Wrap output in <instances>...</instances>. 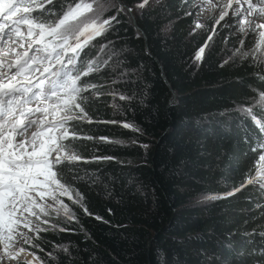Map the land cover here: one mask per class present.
<instances>
[{
  "label": "trees",
  "instance_id": "obj_1",
  "mask_svg": "<svg viewBox=\"0 0 264 264\" xmlns=\"http://www.w3.org/2000/svg\"><path fill=\"white\" fill-rule=\"evenodd\" d=\"M121 2L132 12L125 8L117 15L110 10L108 17L117 15L118 22L93 44L111 42L110 50L117 53L111 65L122 61L117 71L135 73L127 77L134 83L115 87L128 96L135 92L136 99L113 100L108 87L99 99L89 94L85 111L93 121L119 123L84 124L81 134L108 137L123 145L76 142L85 159L94 153L116 158L79 162L72 169H79L81 176L95 172L100 178L95 184L74 185L93 215H85L65 197L79 223H56L58 228L41 232L34 241L39 248L30 250L46 264H264V240L259 236L264 231V192L248 185L224 199L195 202L201 196L231 192L252 167L251 148L257 142L253 137L260 133L235 108L248 106L256 90L264 91V82L256 78L264 72L250 60L236 59L221 67L231 57L224 22L216 26L215 34L206 28L194 31V17L180 0L159 4L149 0L143 9L137 7L141 0ZM62 3H53V11ZM131 14L142 33L135 29ZM209 35L213 39L203 60L194 62L195 52ZM94 53L95 48L89 47L82 57L91 59ZM111 65L86 79L110 83L116 78ZM114 103L122 111L114 110ZM123 122L134 123L141 133L122 127ZM65 175L70 179L67 167ZM65 244L70 255L57 248Z\"/></svg>",
  "mask_w": 264,
  "mask_h": 264
},
{
  "label": "snow or ice",
  "instance_id": "obj_2",
  "mask_svg": "<svg viewBox=\"0 0 264 264\" xmlns=\"http://www.w3.org/2000/svg\"><path fill=\"white\" fill-rule=\"evenodd\" d=\"M53 3L54 0H0V264H46L30 249L39 248L34 241L40 238L41 232L59 227L52 224L49 217L55 215L63 217L67 223H79L65 203V197L85 215H93L84 203L83 193L74 185L77 182L95 184L100 178L95 172L81 176L79 169L75 172L72 169L79 162L116 158L94 153L90 160L85 159L75 144L79 140L121 145L123 142L81 134L84 124L119 123L93 121L85 111L89 94L92 99H99L105 95L102 89L108 87L111 91L107 95L113 100L117 97L128 102L136 99L135 92L128 96L115 87L121 82L134 83L127 77L135 73L127 69L117 71L122 61L111 65L116 78L110 83L97 84L86 79L104 71L117 56L115 51L109 50L111 42L100 45L95 58L82 57L85 49L95 47L93 41L103 37L114 21L118 22L117 15L125 12V6L119 0H64L60 11L55 12L47 7ZM148 3L149 0H141L137 7L143 9ZM193 8L199 9V14L207 11L215 25L224 22V26L235 29L239 46L221 67L236 59L250 60L251 66L259 65L264 72V0H199ZM112 9L117 15L105 18ZM127 12L131 13L132 9L128 8ZM203 27L198 21L195 23V29ZM249 36L255 37L250 48L245 45ZM212 39L209 35L195 52L194 62L203 60ZM256 78L264 82V75L257 73ZM143 102L141 98L140 103ZM112 106L122 111L119 104ZM235 111L251 119L260 133L253 137L257 142L251 148L252 167L239 187L224 195L209 194L205 199H224L248 185L264 192V91L256 90L248 106L237 105ZM122 127L141 133L134 123L123 122ZM66 167L71 173L70 179L65 175ZM105 192L111 194L107 184ZM108 211L111 213V209ZM95 219L103 218L95 216ZM59 230L68 231L67 228ZM259 236L264 240V231H260ZM57 248L70 255L68 245ZM29 255L31 260L27 259ZM47 255L56 259L52 253Z\"/></svg>",
  "mask_w": 264,
  "mask_h": 264
},
{
  "label": "rangeland",
  "instance_id": "obj_3",
  "mask_svg": "<svg viewBox=\"0 0 264 264\" xmlns=\"http://www.w3.org/2000/svg\"><path fill=\"white\" fill-rule=\"evenodd\" d=\"M60 1H62V0H54V3H56V2L60 3ZM180 1H181L182 5H183L184 10H187V12L188 13H191L193 15V17H194V20L195 21H194V25L192 26V28L195 29V23L198 21L199 23H201L202 25H204L203 28L209 29V32L212 34L213 33V28H216L217 25H215L214 20L208 18L209 13L207 11H205L203 14H199V9L193 8V5L195 3H198L199 0H180ZM47 7L50 8V9H52V10L55 9V7L53 6V4L52 5H48ZM59 11H60V9H58L55 12H59ZM109 12L110 11H108L106 13L105 18L108 17ZM203 28H200V29H203ZM195 30H198V29H195ZM226 31H227L226 36H225V39H226V48H227L226 50H227V53L230 56H232V52H233L234 48L237 47V46H239V41L236 39V36L234 35L235 29L226 27ZM254 39H255L254 36H249L247 38V40L245 41L246 47H248V48L252 47V43L251 42ZM93 43H94V41H93ZM100 45H102V44H97L94 47L95 48V53H94V55H93V57L91 59L95 58L98 55V53H99V46ZM104 58L106 59L107 56H105ZM110 65H111V62H110ZM206 196L207 195L201 196L199 198H196L195 199V202L202 203V202H206V201L210 200V199H205ZM49 219H50V221H51L52 224H56L57 223L58 225H59L60 221L65 220L63 217H56L55 215L49 217Z\"/></svg>",
  "mask_w": 264,
  "mask_h": 264
},
{
  "label": "water",
  "instance_id": "obj_4",
  "mask_svg": "<svg viewBox=\"0 0 264 264\" xmlns=\"http://www.w3.org/2000/svg\"><path fill=\"white\" fill-rule=\"evenodd\" d=\"M119 2L122 3L121 0H119ZM122 4L125 6L126 9L129 8V7H128L127 5H125L124 3H122ZM131 17H132V19H133V25H134L135 29L138 30L140 33H142V31L140 30V28H139L138 25L136 24V21H135V18H134V16H133V14H131ZM175 97H176V95H175V93H173V95H172V99H171V102L173 101V99H174Z\"/></svg>",
  "mask_w": 264,
  "mask_h": 264
},
{
  "label": "bare ground",
  "instance_id": "obj_5",
  "mask_svg": "<svg viewBox=\"0 0 264 264\" xmlns=\"http://www.w3.org/2000/svg\"><path fill=\"white\" fill-rule=\"evenodd\" d=\"M27 259L28 260H31L32 259V256L31 255L27 256Z\"/></svg>",
  "mask_w": 264,
  "mask_h": 264
}]
</instances>
